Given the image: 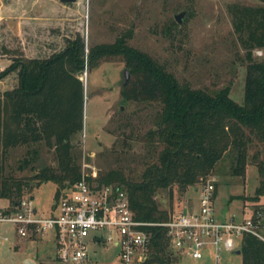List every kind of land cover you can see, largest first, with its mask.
Wrapping results in <instances>:
<instances>
[{
  "label": "rangeland",
  "instance_id": "374dc122",
  "mask_svg": "<svg viewBox=\"0 0 264 264\" xmlns=\"http://www.w3.org/2000/svg\"><path fill=\"white\" fill-rule=\"evenodd\" d=\"M233 3L264 6V0H0V70L15 56L43 58L60 50L66 38L75 34L83 40L84 53L94 44H107L130 31L126 42L171 73L179 83L191 88L213 92L228 87L229 97L242 102L244 50L232 30L227 6ZM182 12L180 22L174 15ZM260 50H252L260 58ZM126 68L120 55L100 59L95 66L78 74L83 83L82 131L74 149L82 174L89 183L108 169L136 174L152 153L145 134L153 126L158 104L133 97V77L129 75L122 87V70ZM16 84V72L0 78V92ZM127 89V96L122 90ZM262 145H257L261 149ZM254 148L250 149L249 155ZM24 153V147L8 151L6 166L13 167ZM262 155H259V158ZM54 165L52 153L44 147L38 151L35 165ZM230 158L225 153L214 165L209 176L179 189L173 185L158 189L154 198L160 209L176 214L182 207L197 208L196 189L209 177L215 179L213 208L215 215L238 219L242 205L252 210L264 208V194L252 200L258 182L256 165L248 162L243 176L230 173ZM86 179V177H85ZM55 184L43 182L24 195L39 216H48L53 209ZM31 197V198H30ZM0 200V206H5ZM245 207V206H244ZM246 208V207H245ZM243 209L242 218L249 217ZM264 224V223H263ZM99 244H88L89 255L96 264H117L118 249L101 231ZM19 237L12 225L0 223V264H68L59 262L53 248L41 246ZM239 239L235 247L238 248ZM198 260L177 255L174 264H213L212 248L205 245ZM142 256V254H140ZM135 260L129 264H137ZM217 264H241L240 255L219 252Z\"/></svg>",
  "mask_w": 264,
  "mask_h": 264
},
{
  "label": "trees",
  "instance_id": "16d2710c",
  "mask_svg": "<svg viewBox=\"0 0 264 264\" xmlns=\"http://www.w3.org/2000/svg\"><path fill=\"white\" fill-rule=\"evenodd\" d=\"M227 11L244 50L241 103L229 97L226 86L210 92L179 83L150 56L127 44L129 30L111 43L90 46L86 53L82 38L75 34L46 57H13L0 70V78L16 72L15 86L0 92V200L7 210H14L24 195L43 182L55 184V200L81 177L74 153L82 131L84 96L78 74L112 55L122 57L133 77L131 95L159 106L145 134L152 156L142 169L133 175L108 169L94 179L96 185L122 190L132 218L150 223L142 226L148 242L145 257L137 264H174L178 259L168 248L165 228L154 224L169 216L157 206L158 189L167 188L170 194L173 185L183 189L201 181L227 153L233 176H243L247 163H255L258 182L252 200L263 195L264 6L233 3ZM254 49L261 51L260 58L252 56ZM127 89L122 90L125 96ZM16 147H24V153L8 168V151ZM40 147L52 153L54 165H35ZM251 148L255 150L249 155ZM85 177L91 181L89 175ZM260 210L264 213V208ZM261 233L264 238V225ZM238 250L241 264H264L263 240L243 233Z\"/></svg>",
  "mask_w": 264,
  "mask_h": 264
},
{
  "label": "built area",
  "instance_id": "2783aa9c",
  "mask_svg": "<svg viewBox=\"0 0 264 264\" xmlns=\"http://www.w3.org/2000/svg\"><path fill=\"white\" fill-rule=\"evenodd\" d=\"M261 53V51H259ZM87 175V174H85ZM213 177L203 180L196 189V209L181 208L167 220L154 223L165 228L169 250L198 260L202 248H212L211 260L217 264L219 252H234L236 239L249 233L264 241L261 226L264 213L254 210L245 219L232 217L218 220L213 211ZM0 223L13 226L19 237L35 238L52 234L57 261L68 264H96L88 252V244L101 242L102 230L118 249V263L142 261L148 233L142 226L150 223L132 218L125 193L111 185L89 183L84 174L60 191L48 216H39L23 196L14 210L0 206ZM142 254V256L140 255Z\"/></svg>",
  "mask_w": 264,
  "mask_h": 264
},
{
  "label": "crops",
  "instance_id": "0c3cea01",
  "mask_svg": "<svg viewBox=\"0 0 264 264\" xmlns=\"http://www.w3.org/2000/svg\"><path fill=\"white\" fill-rule=\"evenodd\" d=\"M215 194H216V189H214V196H213V202H214V199H215ZM255 201H257L256 203H258V199L257 200H255ZM243 207L241 208V210H240V214H238V215H240L239 217H238V219L237 220H242V219H245V218H242V216H241V214H242V212H243V209H246V210H249L248 212H249V214L251 215L252 214V210H250V208L248 207V206H246L245 204L244 205H242ZM246 208H245V207ZM183 208V207H182ZM187 209H192V207L191 206H188V207H186ZM213 211H214V208H213ZM214 215H215V212H214ZM249 215V216H250ZM215 217L218 219V220H225V219H227V218H234V216H233V214H231L229 217H222V216H219V215H215ZM264 225V224H263ZM28 241H31V242H35V241H40L41 242V246H43V245H47L46 247H51V248H53V254L55 255V244H54V239H53V237H52V234H48V235H46V236H44V237H35V238H26ZM55 258H56V256H55ZM28 260L30 259V258H27ZM57 260V259H56ZM31 261V260H30ZM31 262H33V264H35V261H31Z\"/></svg>",
  "mask_w": 264,
  "mask_h": 264
},
{
  "label": "water",
  "instance_id": "95a60500",
  "mask_svg": "<svg viewBox=\"0 0 264 264\" xmlns=\"http://www.w3.org/2000/svg\"><path fill=\"white\" fill-rule=\"evenodd\" d=\"M58 1H59V2H62V3H73V2H75L76 0H58ZM181 15H182V12H180V13L174 15V20H175L177 23L180 22L179 18L181 17ZM122 76H123V80H122V84H121V86H122V87H125V86H126V83H127V81H128V78H129V73H128V71H127L126 68H124V69L122 70ZM234 253H235V254H239V250H238V249L234 250ZM23 264H33V262H31V261L28 260V259H25L24 262H23Z\"/></svg>",
  "mask_w": 264,
  "mask_h": 264
}]
</instances>
